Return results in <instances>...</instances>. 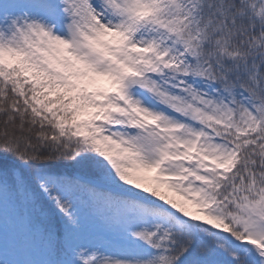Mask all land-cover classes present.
Segmentation results:
<instances>
[{
    "label": "snow or ice",
    "instance_id": "1",
    "mask_svg": "<svg viewBox=\"0 0 264 264\" xmlns=\"http://www.w3.org/2000/svg\"><path fill=\"white\" fill-rule=\"evenodd\" d=\"M0 264H264V0H0Z\"/></svg>",
    "mask_w": 264,
    "mask_h": 264
}]
</instances>
